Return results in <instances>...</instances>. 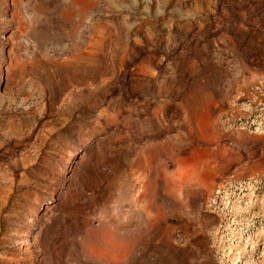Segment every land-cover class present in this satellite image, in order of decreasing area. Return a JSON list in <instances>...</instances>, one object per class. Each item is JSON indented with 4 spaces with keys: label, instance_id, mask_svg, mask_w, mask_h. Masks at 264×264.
<instances>
[{
    "label": "rangeland",
    "instance_id": "rangeland-1",
    "mask_svg": "<svg viewBox=\"0 0 264 264\" xmlns=\"http://www.w3.org/2000/svg\"><path fill=\"white\" fill-rule=\"evenodd\" d=\"M0 264H264V0H0Z\"/></svg>",
    "mask_w": 264,
    "mask_h": 264
}]
</instances>
